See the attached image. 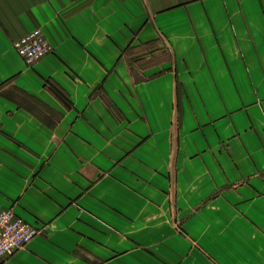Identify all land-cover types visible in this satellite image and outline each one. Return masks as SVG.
Returning <instances> with one entry per match:
<instances>
[{"label": "crops", "instance_id": "obj_1", "mask_svg": "<svg viewBox=\"0 0 264 264\" xmlns=\"http://www.w3.org/2000/svg\"><path fill=\"white\" fill-rule=\"evenodd\" d=\"M7 208L0 264H264V0H0Z\"/></svg>", "mask_w": 264, "mask_h": 264}, {"label": "built area", "instance_id": "obj_2", "mask_svg": "<svg viewBox=\"0 0 264 264\" xmlns=\"http://www.w3.org/2000/svg\"><path fill=\"white\" fill-rule=\"evenodd\" d=\"M17 54L32 64L50 52L51 47L38 28H33L13 42ZM41 228L18 216L12 208L0 210V259L23 248Z\"/></svg>", "mask_w": 264, "mask_h": 264}, {"label": "rangeland", "instance_id": "obj_3", "mask_svg": "<svg viewBox=\"0 0 264 264\" xmlns=\"http://www.w3.org/2000/svg\"><path fill=\"white\" fill-rule=\"evenodd\" d=\"M148 50V48L145 47H139L137 49L130 48L129 49V56L130 58H138L140 55L145 51ZM160 56V57H159ZM160 58L164 59H169L171 60V53L168 47L164 46V51L162 54L155 55L151 58H149V62H155L158 61ZM141 61V60H140ZM149 62L146 60V62H138V63H132V70L135 73V75L140 78L143 77V74L147 73L146 66L149 65ZM145 70V71H144ZM143 71V72H142Z\"/></svg>", "mask_w": 264, "mask_h": 264}]
</instances>
